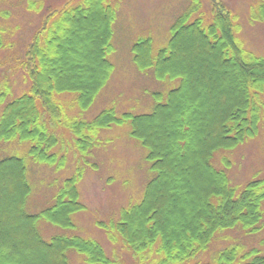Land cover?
Returning <instances> with one entry per match:
<instances>
[{
	"label": "trees",
	"instance_id": "obj_1",
	"mask_svg": "<svg viewBox=\"0 0 264 264\" xmlns=\"http://www.w3.org/2000/svg\"><path fill=\"white\" fill-rule=\"evenodd\" d=\"M194 1L199 8L201 2ZM191 15L188 11L173 22L167 44L155 56L150 37L132 45L139 69L153 67L160 79L180 78L165 95L153 94L150 112L118 114L111 107L89 122L69 125L81 154L94 147L100 130L124 124L147 151L154 176L140 201L121 208L112 223L99 222L110 242L122 243L136 264H191L218 232L239 227L254 233L262 228L264 180L252 179L237 189L212 159L218 150L254 137L260 123L264 125V57L247 54L239 44L230 11L213 9L207 25L201 16ZM115 17V7L106 0H81L45 15L17 60L16 68L30 83L27 91L3 105L0 141H27L33 160L63 165L64 156L51 151L57 137L42 121V113L61 121L55 95L62 92L78 93L81 109L93 102L113 68L108 54ZM251 20L264 23V0L257 1ZM6 34L0 28V52L13 46ZM54 59L60 63L52 74ZM75 61L82 63L79 72L74 71ZM4 63L0 59V66ZM9 91L7 84L0 87V102ZM81 176L79 166L64 180L52 205L30 214L26 160L16 155L0 159V264H69L70 249L91 264H120L95 239L56 234L45 240L39 232L40 219L64 228L73 225L71 215L84 208L77 187ZM214 257L215 264H264V253L252 249L240 254L238 245L222 248Z\"/></svg>",
	"mask_w": 264,
	"mask_h": 264
},
{
	"label": "rangeland",
	"instance_id": "obj_2",
	"mask_svg": "<svg viewBox=\"0 0 264 264\" xmlns=\"http://www.w3.org/2000/svg\"><path fill=\"white\" fill-rule=\"evenodd\" d=\"M81 0H0V28H4L13 46L0 52V87L10 86L7 98L0 102V114L5 103L28 90L29 79L21 69L16 68L17 60L23 56L27 44L41 27L45 15L64 6L80 3ZM115 7L111 37L112 49L108 59L113 65L106 83L100 88L93 102L85 109L78 107L76 92H62L55 95L62 108L61 121L56 122L46 111L42 121L57 137L52 152L64 156L61 166L33 160L29 155V143L0 141V159L10 155L26 160L31 193L26 211L37 214L52 205L56 192L66 178L82 167V176L77 182L79 200L84 208L71 215L73 225L61 227L45 219L38 221L41 236L49 240L56 234L79 235L97 240L107 255L120 264H136L130 251L118 242L113 245L99 222L115 221L123 207L140 201L145 187L154 176L146 160V149L129 135L128 125H113L95 134V145L88 154H81L75 145V137L69 130L73 121L89 122L102 110L115 108L116 113H148L155 99L153 94H166L180 83V78L160 79L153 67L139 69L132 57V45L141 38H151V53L156 55L170 37L173 22L183 13L192 12L191 19L203 18L207 25L212 19V10L225 9L234 15L236 37L247 54L264 57V23L252 21L251 14L258 0H106ZM29 3L34 4L30 9ZM196 8V9H195ZM62 52V50H61ZM60 51L58 54H62ZM54 53V56L57 55ZM71 56L72 53H68ZM51 56V55H50ZM53 56V57H54ZM77 57V54L74 53ZM58 58V55L56 56ZM59 60L50 62V72H58ZM81 62L75 61L74 71ZM76 69V70H75ZM228 161L229 166L226 167ZM218 169H225L230 185L241 189L252 179L264 180V125L260 123L258 133L233 149L218 150L212 159ZM179 193L175 190V194ZM264 211V200L261 205ZM262 228L254 233H245L239 227L225 229L216 234L208 247L201 251L191 264H215V254L222 248L236 246L240 254L252 249L264 253V214ZM69 264H91L83 254L70 249L67 251Z\"/></svg>",
	"mask_w": 264,
	"mask_h": 264
}]
</instances>
